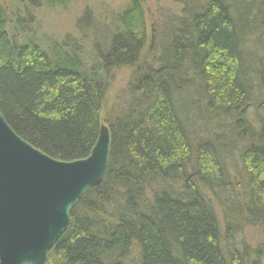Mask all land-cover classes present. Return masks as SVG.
Listing matches in <instances>:
<instances>
[{
    "label": "trees",
    "instance_id": "16d2710c",
    "mask_svg": "<svg viewBox=\"0 0 264 264\" xmlns=\"http://www.w3.org/2000/svg\"><path fill=\"white\" fill-rule=\"evenodd\" d=\"M74 1L0 0L11 129L62 162L90 156L102 124L111 135L104 182L71 211L46 264H264V0H172L150 29L148 0L101 24L84 2L56 38L40 16Z\"/></svg>",
    "mask_w": 264,
    "mask_h": 264
},
{
    "label": "water",
    "instance_id": "95a60500",
    "mask_svg": "<svg viewBox=\"0 0 264 264\" xmlns=\"http://www.w3.org/2000/svg\"><path fill=\"white\" fill-rule=\"evenodd\" d=\"M111 135L91 155L65 162L22 140L0 112V264H46L87 190L104 182Z\"/></svg>",
    "mask_w": 264,
    "mask_h": 264
},
{
    "label": "rangeland",
    "instance_id": "374dc122",
    "mask_svg": "<svg viewBox=\"0 0 264 264\" xmlns=\"http://www.w3.org/2000/svg\"><path fill=\"white\" fill-rule=\"evenodd\" d=\"M148 1L146 12L148 15V29H150L152 25L157 24V22H161L165 16H168V10L171 6L172 0H167V2H164V0ZM84 2L92 6L93 15L95 16L98 24L107 21V18H111L112 13L120 11L126 4V0H75L68 8V11L56 9V11L45 12L43 14L44 16L41 15L40 21L43 24V28L56 38H61L70 31H73L74 21L78 18V12ZM103 34L105 33H102V35ZM129 75L130 70L128 69L115 72L114 82L108 91L109 93L106 101L107 106L104 112L105 118L106 116H109V114H111L119 104L118 99L122 97L123 90L129 81ZM218 216L219 219H221V215L218 214ZM260 238L258 229L249 228L244 232V241H246L250 246H254L257 242H260Z\"/></svg>",
    "mask_w": 264,
    "mask_h": 264
},
{
    "label": "bare ground",
    "instance_id": "6f19581e",
    "mask_svg": "<svg viewBox=\"0 0 264 264\" xmlns=\"http://www.w3.org/2000/svg\"><path fill=\"white\" fill-rule=\"evenodd\" d=\"M102 126H107L108 127V125H104V124H102ZM108 129H109V127H108ZM101 130V129H100ZM109 132H110V130H109ZM100 133V132H99ZM111 149V148H110ZM94 150V149H93ZM91 155V154H90ZM109 165V164H108ZM67 230V229H66Z\"/></svg>",
    "mask_w": 264,
    "mask_h": 264
}]
</instances>
